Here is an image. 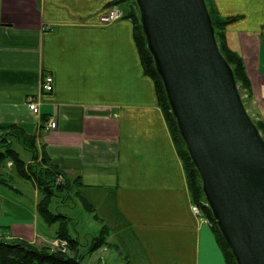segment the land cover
I'll return each instance as SVG.
<instances>
[{
	"label": "crops",
	"instance_id": "1",
	"mask_svg": "<svg viewBox=\"0 0 264 264\" xmlns=\"http://www.w3.org/2000/svg\"><path fill=\"white\" fill-rule=\"evenodd\" d=\"M112 2L0 0V124L23 127L66 177L82 181L97 224L88 226V212L79 207L75 218L95 235L106 226L108 242L129 264H227L212 224L191 210L184 162L146 73L133 19L101 21ZM213 3L220 16L236 17L225 27L228 43L245 62L264 118V0ZM46 74L53 75V90L42 92L38 115L27 98L39 93ZM53 116L58 126L47 129ZM11 141L24 159L33 156ZM2 172L0 178L21 188L0 183V239L53 242L38 213L39 188L31 182L27 194L29 181L9 166Z\"/></svg>",
	"mask_w": 264,
	"mask_h": 264
},
{
	"label": "water",
	"instance_id": "2",
	"mask_svg": "<svg viewBox=\"0 0 264 264\" xmlns=\"http://www.w3.org/2000/svg\"><path fill=\"white\" fill-rule=\"evenodd\" d=\"M147 48L237 264H264V137L222 53L206 0H135Z\"/></svg>",
	"mask_w": 264,
	"mask_h": 264
},
{
	"label": "trees",
	"instance_id": "3",
	"mask_svg": "<svg viewBox=\"0 0 264 264\" xmlns=\"http://www.w3.org/2000/svg\"><path fill=\"white\" fill-rule=\"evenodd\" d=\"M124 3L129 4L131 7L130 12H128V14L125 13V16L132 18L134 21L135 38L141 52L146 73L150 78L153 79L155 83L159 105L163 110L172 137L177 145L180 157L184 162L193 201L199 203L202 200H205L202 191L201 180L199 178L198 171L191 161L186 146L179 134L176 119L171 112L170 104L166 96L162 80L155 68L153 57L147 48V43L141 27L139 11L136 2L135 0H114V2H112L113 5H117L120 8H122ZM207 5L209 7L215 30L217 32L219 29L224 32L225 27L236 20V17L224 18L220 16L217 10H214L208 2ZM219 47L229 63L232 65L237 82H241L243 87L248 86L251 93V82L243 59L233 51L231 52L236 54L238 58H235L231 54L230 55L234 58H230L229 54L223 50V47L221 45H219ZM254 122L264 137L263 124L261 125L255 120ZM0 130L2 131L0 133V174H3L2 169L6 168L9 165V162H12L11 165L14 168V171H16V174L21 179L34 183L36 187L39 188L41 193V198L38 204V213L42 217L46 226L50 228V230H54L51 231L53 235L51 238L53 241L59 239L66 240L68 242L67 246H58L55 249L51 242L42 246H38L33 242L23 239H0V264H84L83 261L86 256L101 247H115L119 249L117 245H112L108 242L107 237L109 235V230L106 226L102 228L98 235H95L92 233V231V234L88 235L89 239L87 240L84 238L83 241L81 240L82 237L80 234L77 233L78 230L74 229L70 223L75 217L73 215L67 214L66 212H62L59 207L58 209H54V206L57 207L58 204V202L55 200L58 197L56 193L58 191L68 192V190H71L70 188L72 186L79 188L82 186V181L78 178L71 179L66 177L60 170L57 163H55L45 152L42 153L43 158L41 156V161H38L40 164L44 165V168H38L37 164H32L30 165L29 169L32 172L28 174L25 168L24 158L13 148L11 137L13 136L19 141L21 145L26 146L28 150L32 152L33 158L39 159L40 155L36 137L29 135L28 132L23 129V127L15 123L7 125L0 124ZM35 166L36 169L34 168ZM8 182L10 181H6L5 177L0 178L1 184H5L7 187L17 189ZM83 202L87 211L95 212V208L87 199L84 198ZM203 208L206 216L212 223L214 231L218 236V240L223 247L227 264H237L229 246L217 228L209 206H204ZM95 216L99 218L97 214H95ZM83 247H87L84 248V252L81 251ZM119 252L126 264H129L128 258L125 257L121 251ZM101 261L102 263H105V260L102 258Z\"/></svg>",
	"mask_w": 264,
	"mask_h": 264
},
{
	"label": "rangeland",
	"instance_id": "4",
	"mask_svg": "<svg viewBox=\"0 0 264 264\" xmlns=\"http://www.w3.org/2000/svg\"><path fill=\"white\" fill-rule=\"evenodd\" d=\"M207 2L213 7L214 10L216 9L215 5L213 3V0H207ZM114 6H116V5H113L111 7L113 8ZM126 6H127V4H126ZM106 13H108V12H105L104 14H106ZM118 19H121V18H116V19L111 20V21H105V23L106 24H111L112 22H115ZM224 30H225L224 32H222L221 29H219L218 32L216 31V33H217L216 37H217L218 44L223 47V50L226 51L229 54L230 58H234V57L238 58L236 56V54L239 55L242 58V56L238 52L234 51L230 47V45L228 43V39H227L226 28ZM231 51H233L236 54L232 53ZM230 54L233 55L234 57L231 56ZM237 83H238L240 93L242 95V98L244 99L246 108H247L250 116L252 117L253 120L257 121L261 125L263 124V126H264V123H263L264 122V118H262V116L259 114V112L257 111V109L255 107V104H254V99L255 98L253 96L252 89H251V93H250V90H249L248 86L247 87H243L241 82H237ZM250 87H251V85H250ZM1 132L2 131L0 130V133ZM170 133H171V131H170ZM23 147L28 150V148L26 146H23ZM177 150H178V148H177ZM39 155H40L39 159L38 158H33V156L30 157L27 160L24 159L25 168H26L28 174L30 172H32V171L29 170L30 169V165H32V164L33 165L37 164L38 168L39 167L40 168H44V165H42V164H40L38 162V161H41L42 153L39 152ZM42 158H43V156H42ZM8 166H9V169L13 168L12 165L11 166L8 165ZM34 168L36 169V166ZM0 186H2V185H0ZM16 187H18V186H16ZM18 188H21V187H18ZM70 189L71 190H68V192L58 191L56 193L58 197L55 200H56V202H58V204H57V207L54 206V209H58V207H59L62 210V212H66L67 214L73 215L75 217L76 214H79V213H77L79 211V209H76L77 207H79L82 210H86L85 206H84V202H83V199L85 198V195L83 194V192L81 190V187L78 188V187L72 186ZM24 190H25V192L27 194H29V192L32 191L31 182H28V187L26 189H24ZM80 203H82V205H80ZM192 203H195V202L193 201ZM191 210H192V205H191ZM87 212H88L87 218L89 219V223L87 225L90 226V227H93L97 223L93 222L92 217H91V213L89 211H87ZM70 223H71V225H72V227L74 229L78 230L77 233L80 234V236L82 237L81 240L84 241V238H86L87 240L89 239L88 235L92 234L91 233L92 229L90 227H87L86 225H85V228L82 227L80 224H78V219H76V218H73ZM210 224H212V223H210ZM51 231H54V230H51ZM46 243H48V242H46ZM84 248H87V247H83L81 249L82 252H84V250H85ZM121 256L122 255H120L119 249H117V248L113 250V249H110V248H107V247H101L98 250L94 251L93 253L87 255L86 258L84 259L83 263L84 264H124L123 263L124 260L122 259ZM101 258L105 260V263H102Z\"/></svg>",
	"mask_w": 264,
	"mask_h": 264
},
{
	"label": "built area",
	"instance_id": "5",
	"mask_svg": "<svg viewBox=\"0 0 264 264\" xmlns=\"http://www.w3.org/2000/svg\"><path fill=\"white\" fill-rule=\"evenodd\" d=\"M108 13L101 16V21L105 23V21H111L116 18H121L124 15L123 10H121L118 6L111 7L108 11ZM53 82L54 78L52 74H46L44 78L42 79V82L40 84L39 93L36 95H29L27 98V103L29 108L34 114H40V96L42 92L46 91L49 92L53 89ZM58 126V120L56 117H51L48 120L47 128L48 129H55ZM204 206H206L205 202H195L192 203V211L202 222H209L208 217L206 216V213L204 211ZM68 242L66 240H57L53 243V247L56 249L58 246H67ZM65 249V248H63Z\"/></svg>",
	"mask_w": 264,
	"mask_h": 264
}]
</instances>
